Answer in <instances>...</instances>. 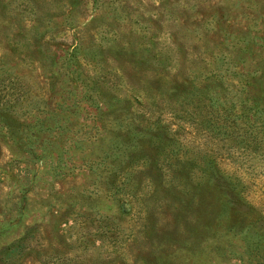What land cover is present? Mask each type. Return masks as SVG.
<instances>
[{"label":"rangeland","instance_id":"374dc122","mask_svg":"<svg viewBox=\"0 0 264 264\" xmlns=\"http://www.w3.org/2000/svg\"><path fill=\"white\" fill-rule=\"evenodd\" d=\"M0 264H264V0H0Z\"/></svg>","mask_w":264,"mask_h":264}]
</instances>
